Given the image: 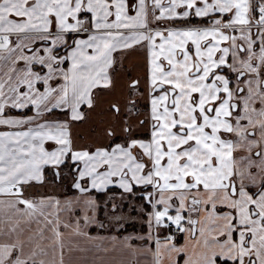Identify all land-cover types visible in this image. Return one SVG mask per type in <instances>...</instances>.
<instances>
[{"label": "snow or ice", "instance_id": "obj_1", "mask_svg": "<svg viewBox=\"0 0 264 264\" xmlns=\"http://www.w3.org/2000/svg\"><path fill=\"white\" fill-rule=\"evenodd\" d=\"M0 264H264V0H0Z\"/></svg>", "mask_w": 264, "mask_h": 264}]
</instances>
